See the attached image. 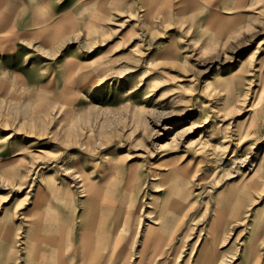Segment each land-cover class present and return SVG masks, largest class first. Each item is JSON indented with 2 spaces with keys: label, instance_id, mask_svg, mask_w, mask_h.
I'll list each match as a JSON object with an SVG mask.
<instances>
[{
  "label": "rangeland",
  "instance_id": "obj_1",
  "mask_svg": "<svg viewBox=\"0 0 264 264\" xmlns=\"http://www.w3.org/2000/svg\"><path fill=\"white\" fill-rule=\"evenodd\" d=\"M91 8L60 48L18 41V66L0 73L51 65L57 81L35 96L0 95V137H13L35 171L64 165L67 182L72 171L114 156L119 176L128 168L136 180L141 223L188 220L174 227L177 249H185L186 234L196 239L198 223L230 186L244 213L264 205V187L248 184L260 166L264 185V0H242L224 16L160 15L154 23L144 0L130 23ZM234 235L226 243L238 245Z\"/></svg>",
  "mask_w": 264,
  "mask_h": 264
},
{
  "label": "crops",
  "instance_id": "obj_2",
  "mask_svg": "<svg viewBox=\"0 0 264 264\" xmlns=\"http://www.w3.org/2000/svg\"><path fill=\"white\" fill-rule=\"evenodd\" d=\"M137 1L5 0L0 7V55L10 58L0 57L1 71L8 64L9 68L18 66L19 40L30 45L37 39L39 47L48 41L55 50L70 33L68 27L84 25L83 11L88 6L98 15L110 17L112 11L130 23ZM144 4L151 23L160 15L178 20L185 14L199 17V12H206L205 16L212 17L219 11L224 16L242 9V0H144ZM56 81L51 65L37 71L10 69L6 75L0 73V95L35 96L54 87ZM56 96L62 98V92ZM6 136L0 137V184L6 188L0 193V264H172V259H177L174 264H225L226 257L232 258L230 264H264V205L244 213L234 186L215 199L209 218L197 225L196 239L186 234L185 249H177L182 247L177 240L181 231L174 227H182L187 219L175 216L159 221L154 216L141 223L136 180L128 168L119 176L114 156L93 163L90 170L72 171L67 182L71 170L63 165L35 171L26 151H19L13 137ZM254 173L249 186L264 187L260 166ZM217 214L219 221H215ZM232 230L240 240L238 245L234 240L226 243Z\"/></svg>",
  "mask_w": 264,
  "mask_h": 264
},
{
  "label": "bare ground",
  "instance_id": "obj_3",
  "mask_svg": "<svg viewBox=\"0 0 264 264\" xmlns=\"http://www.w3.org/2000/svg\"><path fill=\"white\" fill-rule=\"evenodd\" d=\"M105 239H106V238H105ZM105 239H103V240H105ZM59 241H60V239H59ZM103 246H104V245H101L102 248H103ZM107 246H108V244H107ZM98 247H99V246H98ZM104 248H105V246H104ZM104 248H103V249H104ZM110 248H111V247H110ZM51 249H53V248H51ZM106 249H107V248H106ZM104 250H105V249H104ZM51 251H52V250H51ZM51 251H50V252H51ZM111 252H112V250H111ZM52 253H53V252H52ZM49 254H50V253H49ZM106 255H107V254H106ZM49 257H50V256H49ZM49 263H50V262H49Z\"/></svg>",
  "mask_w": 264,
  "mask_h": 264
}]
</instances>
